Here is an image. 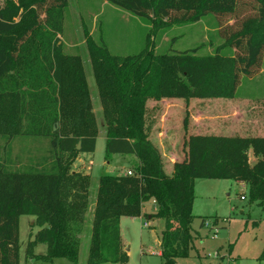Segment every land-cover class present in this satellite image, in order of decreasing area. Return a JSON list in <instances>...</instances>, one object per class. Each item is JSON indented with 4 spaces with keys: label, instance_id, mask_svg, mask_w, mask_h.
Here are the masks:
<instances>
[{
    "label": "trees",
    "instance_id": "16d2710c",
    "mask_svg": "<svg viewBox=\"0 0 264 264\" xmlns=\"http://www.w3.org/2000/svg\"><path fill=\"white\" fill-rule=\"evenodd\" d=\"M102 1L150 23L152 36L169 26L211 18L222 43L212 54H199L202 44L159 53L146 42L137 54L117 56L110 54L101 38L95 42L86 35L104 122L103 158L108 161L119 155L136 160L130 175H99L92 180L71 171L78 154L94 152L98 129L79 59L65 56L58 38L67 0H4L0 6V264L19 263L21 216L34 217L32 227L38 228L26 243V258L77 264L89 189H95V196L85 264H127L119 220L146 216L142 212L146 202L156 206L148 218L162 220L158 244L163 264L187 257L195 238L191 208L197 179L243 184L249 202L264 212V136L188 135L184 157L167 174L149 137L145 110L147 101L233 99L241 78L256 74L261 65L264 0H250L253 11L246 16L240 15L239 0ZM18 137L42 139L45 149L36 156L28 153L27 163L15 167L9 165V157ZM249 150L255 159L252 164ZM206 219L200 220V227ZM38 245L45 246L44 254L33 253ZM258 260L264 262V248Z\"/></svg>",
    "mask_w": 264,
    "mask_h": 264
},
{
    "label": "rangeland",
    "instance_id": "374dc122",
    "mask_svg": "<svg viewBox=\"0 0 264 264\" xmlns=\"http://www.w3.org/2000/svg\"><path fill=\"white\" fill-rule=\"evenodd\" d=\"M3 1L0 0V6ZM9 1L16 3L15 0ZM239 3L241 16L252 13V1L239 0ZM232 22L231 20L229 24ZM151 28L150 23H144L102 0H67L63 32L58 38L62 42L64 55L79 59L89 93L98 129L96 149L92 157V175L96 178L99 175L125 174L126 171H132L136 161L121 158L105 161L103 158L104 122L86 35L95 42L101 38L110 54L117 56L137 54L146 42L159 53L183 51L202 44L199 54H212L222 43L218 27L211 18L192 24L169 26L156 36L149 34ZM147 31L148 35L145 36ZM184 104L183 110L160 101H147L145 104L149 137L157 146L165 169L171 163L182 160L185 154L183 144L188 135L264 136V52L258 72L251 77L241 78L233 99L191 100ZM160 132L166 137H159ZM34 139L16 138L10 147L8 164L24 166L28 153L31 156H36L39 152L42 154L45 142ZM247 155L252 164L255 159L250 150ZM95 185V182L91 183L94 188ZM193 193L191 233L195 238L187 257L176 259V264H264L258 260L264 248V212L255 203L249 202L247 186L233 180L197 179L194 181ZM94 196L95 189H89L77 264H85L86 261ZM155 209L154 203L146 202L142 209L146 216L121 219L119 227L128 257L127 264H163L158 244L162 220L148 218ZM202 218L207 219L200 227ZM33 222L32 216L19 218L18 264H71L64 259L43 263L25 257L26 243L38 231L37 227H32ZM44 252V245L36 246L33 251L35 255Z\"/></svg>",
    "mask_w": 264,
    "mask_h": 264
},
{
    "label": "crops",
    "instance_id": "0c3cea01",
    "mask_svg": "<svg viewBox=\"0 0 264 264\" xmlns=\"http://www.w3.org/2000/svg\"><path fill=\"white\" fill-rule=\"evenodd\" d=\"M160 102L161 103L164 102V103H166V105H175V106H178L182 110H183V106H185L184 101L183 100H179V99H163V100H160ZM159 137H163L164 138V137H166V135H164V133L162 134L160 132L159 133ZM158 139H160V138H158ZM96 143H97V139H96ZM96 143H95V149H96ZM182 144L183 143H181V146H182ZM177 147H178V143L175 144V148L176 149H177ZM95 149H94V152H95ZM93 153H80V154H78L77 157L75 158V160L73 161L72 165H71V171L72 172H75V173H80L82 175H90L91 179L92 180H95L96 177H94L92 175V167H93L92 157H93ZM162 155L164 156V154H162ZM114 158H121V159H124V160L125 159H130L131 161H136L133 156L113 155L111 159H114ZM106 164H107V162H106ZM172 164L173 163H171L170 165H168V168L167 169H165L164 166H163V170L165 169L164 170L165 173L170 174L172 172ZM121 174H123V173H121ZM93 206H94V203H92V207ZM121 219L122 218H120V220H119V225H120ZM119 234H120V239H121V243H122L123 249L125 251V244H124V242H123V240L121 238L120 227H119Z\"/></svg>",
    "mask_w": 264,
    "mask_h": 264
},
{
    "label": "built area",
    "instance_id": "2783aa9c",
    "mask_svg": "<svg viewBox=\"0 0 264 264\" xmlns=\"http://www.w3.org/2000/svg\"><path fill=\"white\" fill-rule=\"evenodd\" d=\"M126 175H130L131 173H130V171H126V173H125ZM205 223V222H204ZM144 226L146 225V224H143Z\"/></svg>",
    "mask_w": 264,
    "mask_h": 264
},
{
    "label": "water",
    "instance_id": "95a60500",
    "mask_svg": "<svg viewBox=\"0 0 264 264\" xmlns=\"http://www.w3.org/2000/svg\"><path fill=\"white\" fill-rule=\"evenodd\" d=\"M79 148V144H77V146H76V149H78ZM127 251V250H126Z\"/></svg>",
    "mask_w": 264,
    "mask_h": 264
}]
</instances>
